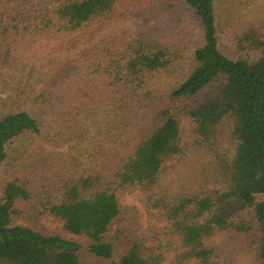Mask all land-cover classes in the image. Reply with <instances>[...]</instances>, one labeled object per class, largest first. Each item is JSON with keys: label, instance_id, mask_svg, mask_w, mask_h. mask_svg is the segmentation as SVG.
<instances>
[{"label": "trees", "instance_id": "16d2710c", "mask_svg": "<svg viewBox=\"0 0 264 264\" xmlns=\"http://www.w3.org/2000/svg\"><path fill=\"white\" fill-rule=\"evenodd\" d=\"M2 1L3 68L19 69L40 38L105 30L107 42L45 75L29 99L33 111L22 109L27 101L17 90L0 98V174L9 145L39 135L42 119L57 144L74 138L89 147L77 174L12 176L3 185L0 264H102L113 258L107 236L122 217L134 233L115 264H238L242 256L264 264V31L246 25L227 56L218 42L217 0H180L201 30L202 44L187 56L179 39L162 26L148 28L143 18L121 36L108 32L135 14L131 4L125 8L129 0H44L29 7H20L28 0ZM161 74L173 83L164 93L151 88ZM99 107L103 126L79 141ZM184 119L192 124L188 138ZM194 155H205L206 163L190 168ZM135 191L157 223L142 231L137 209L121 202ZM42 218L83 242L47 232Z\"/></svg>", "mask_w": 264, "mask_h": 264}, {"label": "rangeland", "instance_id": "374dc122", "mask_svg": "<svg viewBox=\"0 0 264 264\" xmlns=\"http://www.w3.org/2000/svg\"><path fill=\"white\" fill-rule=\"evenodd\" d=\"M34 2H37L35 5L37 6L40 3L42 5L44 0H28L27 5L20 6L13 3L12 6L29 7ZM165 3H168V11L162 9V4ZM1 4H3L2 0H0ZM130 4L135 14L130 16L128 23H120L109 27L106 29L108 32L113 30L121 36L129 27L133 26L132 24H137L138 20L143 18L148 24V28L153 29L155 26H162V31L165 34L179 39L186 47L187 56L190 55L193 49L202 44L199 22L194 17L193 12L180 0H129L128 3L126 1L125 8H128ZM215 12L220 27L218 33L219 47L227 56L234 54V36L246 25L254 24L264 31V0H217ZM140 13H145V15L142 17ZM106 42L107 33L105 30L92 32L90 36L75 33L67 37L38 39L30 48L29 57L26 55L21 57L19 69L0 66V98L7 99L13 90H17L21 94L20 101L23 98L27 101L26 106L22 109L33 111L29 99L42 88L45 75H52L64 70L66 67L73 66L77 61V54L86 57L81 52L82 50H97L104 47ZM162 75H158L151 85V88L159 93H164L173 84ZM190 104L191 102L183 105L188 106ZM3 107V104H0V108H2L0 111L5 109ZM94 114V122L91 121L93 125L90 132L85 134L83 138H77L79 141H89L91 136L96 135L99 126H103L102 119H104V115L100 113V107ZM42 121L43 127L39 135L24 136L9 145L8 159L1 169L0 189L12 179V176L21 177L22 175L34 174L44 178L48 175L77 174L84 169L82 151L87 150L89 147L80 145L74 138L72 140L66 139L64 143L57 144L54 134L48 129V121H46V125L45 119H42ZM191 127L190 121L184 119L182 122L184 138L190 136ZM205 163V155L204 157L194 155L189 159L190 168L200 167ZM203 167H208V165ZM184 170L189 171L186 166ZM141 199L142 195L135 191L124 194L121 202L125 206L137 209L139 213L137 229L142 231L149 228V225H156L157 223L154 224L144 214ZM243 216H246V214ZM15 223L25 224L22 220H16ZM41 224L47 232L59 233L65 238L77 240L80 243L83 242L81 238L63 233L61 224L52 218H42ZM132 233H134L132 227L125 217L119 218L112 224L107 240L114 244L113 258L102 264H115L118 262ZM222 239L223 237L220 240ZM147 245L150 246L151 243L149 242ZM241 258L238 264H248V257L242 256Z\"/></svg>", "mask_w": 264, "mask_h": 264}]
</instances>
